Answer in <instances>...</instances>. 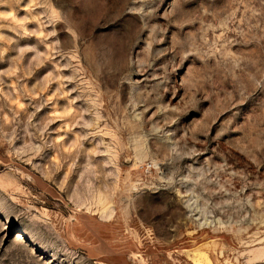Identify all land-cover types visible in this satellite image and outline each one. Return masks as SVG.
<instances>
[{"label":"rangeland","instance_id":"obj_1","mask_svg":"<svg viewBox=\"0 0 264 264\" xmlns=\"http://www.w3.org/2000/svg\"><path fill=\"white\" fill-rule=\"evenodd\" d=\"M0 264H264V0H0Z\"/></svg>","mask_w":264,"mask_h":264}]
</instances>
